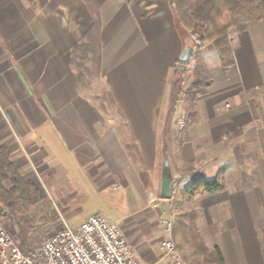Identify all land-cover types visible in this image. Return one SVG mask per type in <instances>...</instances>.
<instances>
[{"label": "crops", "instance_id": "crops-1", "mask_svg": "<svg viewBox=\"0 0 264 264\" xmlns=\"http://www.w3.org/2000/svg\"><path fill=\"white\" fill-rule=\"evenodd\" d=\"M88 3L101 24L98 91L112 93L121 127L79 89L70 63L73 45L94 23ZM258 31L252 23L235 38L234 64L224 70L215 51L204 53L211 85L197 97L196 120L185 125L171 154L162 147L184 42L168 0H0V116L7 131L0 145L39 194L50 196V205H61L66 220L84 204L81 195L124 196L127 213L119 226L142 264H160L161 242L171 235L158 215L165 206L159 201H170L160 196L164 155L172 187L181 192L221 172L224 191L183 201V209L196 212L201 239L220 250L225 264H264V40L260 56L253 48ZM245 90L257 92L252 107L244 103ZM188 165L192 170L184 171Z\"/></svg>", "mask_w": 264, "mask_h": 264}, {"label": "trees", "instance_id": "trees-1", "mask_svg": "<svg viewBox=\"0 0 264 264\" xmlns=\"http://www.w3.org/2000/svg\"><path fill=\"white\" fill-rule=\"evenodd\" d=\"M174 12L178 29L183 33L184 51L191 52V45L187 43L186 32H191L194 36L198 48L212 43L217 52L221 68L224 70L234 64V57L228 35L232 32H243L246 24L251 22H262L264 24V0H168ZM92 12L94 23L92 28L73 45L70 52V63L76 70L75 78L78 84L83 82L85 74L100 76L101 71V44L99 32L101 28L98 13L93 4L88 3ZM199 29L202 31L197 32ZM186 39V41H185ZM193 67V79L187 87L185 94L188 101L195 107V100L198 96L206 94L211 85V76L204 58L199 50L195 55ZM109 99L112 106L118 112L116 101L110 91H104L101 100ZM106 110L104 102L100 107ZM196 120L195 109L190 110L189 122ZM192 166H185L184 171H191ZM147 186L146 175L140 174ZM7 186L6 198H1L0 202L11 211L8 200H24L27 204L35 205L40 201L39 190L30 181L25 179L15 168L10 159V155L5 146L0 145V187ZM225 182L220 173L212 180L201 179L186 187L181 193L182 196L192 200L202 194H214L225 190ZM173 197V196H170ZM0 210V216L7 215V209ZM195 213L184 215L192 228H195ZM24 221L29 223L27 218ZM26 219V220H25ZM18 228L24 232V225L21 220H17ZM15 222V223H16ZM10 233L15 237L14 226H10ZM175 237V230L172 231ZM31 244V242L29 243ZM201 254L206 262L211 264H225L221 252L218 248L211 250L200 244ZM21 248V247H20ZM25 253L31 252L24 251Z\"/></svg>", "mask_w": 264, "mask_h": 264}, {"label": "rangeland", "instance_id": "rangeland-1", "mask_svg": "<svg viewBox=\"0 0 264 264\" xmlns=\"http://www.w3.org/2000/svg\"><path fill=\"white\" fill-rule=\"evenodd\" d=\"M252 23L256 24L259 30L257 32V34L259 33V35L253 37V41L255 43V45H253V48H257L258 50H255H257L258 54L261 56L260 51L262 50L263 45L260 42H262L261 39L264 40V24L260 21L259 23L251 22L247 23L246 27L247 25H250ZM201 31L202 30L199 29L197 32L200 33ZM245 31L232 32L228 35V41L231 45V48L232 45H234L236 42L235 38H237V36L239 35V40H241V38L245 36ZM185 36L188 40L187 43L191 45L192 56L187 62L180 63L178 64V66L176 65V69L174 71V99L170 107V125L166 134V142H164L162 147L163 151H167L165 149H169L168 151H171V154L173 153L174 147H177L178 141L181 140L182 136L184 135V127L190 119V110H192V108L193 110L195 109L196 114V108L193 107L186 98L185 91L193 79L192 72L195 64L194 58L197 50H199V53L203 58L204 53L207 52V50L216 52L215 47L212 45V43H208L205 46L198 48V45L196 44L194 36L191 32H186ZM257 38H259V41ZM72 68L74 69L73 66ZM74 72L76 73L75 69ZM99 77H96L94 74H85L83 82L78 84L80 87L79 89L88 94L91 101L99 108L101 107V103L104 102V105L106 107V110L104 111L106 119L116 123L119 127H121L123 126L122 120L119 118L116 108L112 106L109 99L105 101L101 100L103 92H99L97 86V79ZM244 93L246 94L247 98L246 102L244 103L248 107L254 106V102L256 103V90H245ZM224 107L225 109H227L228 104H226ZM4 123L5 122L3 121V118L0 116V139L7 132L5 130ZM180 123H182L183 126H181ZM121 133L126 137V131L121 130ZM173 156L174 155H171L172 158ZM7 188V186L0 187V199L8 197L6 192ZM81 196L82 197H80V199L84 202V204H80V207H76L75 209L78 210L77 214L72 218H67V220L64 218L65 212L59 210L61 205L56 200L52 202L51 205L48 203V200L50 198V196L48 195H40L41 199L35 205L27 204L24 200H16L15 198H10L8 202L11 211L5 208L3 203L0 202V210L2 208L7 209V215L0 216V220L6 224L8 229H10V226H14L15 240L17 241L19 247H21V250L23 249L24 251L26 250L28 252H31L34 249L36 250L45 238L49 237L54 232L59 230L62 227L63 220L71 226H76L80 223L81 219L86 214L99 211L100 213L108 215L111 219L117 221V223L120 225L124 223L121 221L122 216L124 217V215H126L127 213V206L125 205L124 196L119 194H88V196ZM171 196L173 197H170V201H159L164 202L165 206H162L158 209V215L162 218L161 222H163L165 226L169 225V229H167V231H169V233L171 234L170 236L175 244L177 253L185 264H211L209 262H206L203 255L201 254L199 245L202 244L205 246V244L201 239L198 228L196 227V223L194 222L195 228H192L190 222L186 218H184V215L190 213V211L194 212L196 215V212L192 209L190 210V208L185 210L183 209V205L181 203L184 201L187 204L186 201H188V198L182 196L180 188L176 185L172 187ZM168 204H170V206H168ZM23 218H27L29 220V223L24 221ZM18 219L21 220L24 225V232H21V230L18 228L16 222ZM173 230H175V237L172 236ZM30 242L31 244H29ZM206 248L209 249L208 247Z\"/></svg>", "mask_w": 264, "mask_h": 264}, {"label": "built area", "instance_id": "built-area-1", "mask_svg": "<svg viewBox=\"0 0 264 264\" xmlns=\"http://www.w3.org/2000/svg\"><path fill=\"white\" fill-rule=\"evenodd\" d=\"M161 249L160 264H185L170 236L162 240ZM0 264L142 263L119 224L106 214L97 212L76 226L63 220L62 227L31 253L20 249L6 224L0 220Z\"/></svg>", "mask_w": 264, "mask_h": 264}, {"label": "water", "instance_id": "water-1", "mask_svg": "<svg viewBox=\"0 0 264 264\" xmlns=\"http://www.w3.org/2000/svg\"><path fill=\"white\" fill-rule=\"evenodd\" d=\"M192 56V50L191 52L183 51L180 61L182 63L187 62ZM175 179L172 177L171 174V168L168 161L167 155H164L163 161H162V168H161V183H160V196L161 198L168 199L171 196L172 192V185L174 183Z\"/></svg>", "mask_w": 264, "mask_h": 264}]
</instances>
